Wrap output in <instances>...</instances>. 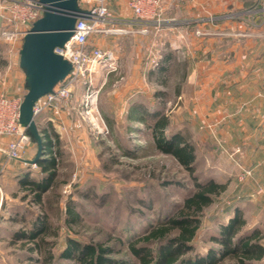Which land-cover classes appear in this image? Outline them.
<instances>
[{
	"label": "rangeland",
	"instance_id": "374dc122",
	"mask_svg": "<svg viewBox=\"0 0 264 264\" xmlns=\"http://www.w3.org/2000/svg\"><path fill=\"white\" fill-rule=\"evenodd\" d=\"M260 8L264 12V0H256L251 6L254 11L249 14L235 16L230 11L222 16L197 14L185 21L179 18L176 26L151 23L146 32H140L145 26L137 24L132 26L134 32L90 37L88 45L102 41L97 42L98 47L112 51L118 70L93 73L95 90L92 100L89 99L92 103L86 101L88 85L83 81L76 82L70 96L57 103L63 115L59 118L60 133L50 128L60 141L59 145L54 142L55 150L59 149L55 154L58 164L54 186L45 193L42 205H38L30 196L23 197L28 192L19 183L26 173L38 177V164L27 162L26 170L19 176H7V188L13 197L7 201L5 210L11 221L5 222L4 227L28 226L37 213L44 212L49 216L52 232L46 240L55 244L56 254L65 246L66 238L73 236L113 243L121 254L130 256L128 244L150 226L174 215L185 197L196 189V180L214 179L226 183L228 189L204 209L192 243L202 254L215 246L213 237L219 235L220 224L228 222L235 212V193L228 186V174L219 177L214 166L226 161L230 150L221 139L214 114L212 59L217 53L235 54L237 51L231 50L234 37L249 35L260 39L262 26L258 24L264 19L256 13ZM231 21L246 22L250 29L232 31ZM219 22L223 27L216 30L214 23ZM215 37L221 39L220 44ZM252 47L254 53L263 48L260 41ZM20 49L19 42L0 37V56L6 61L5 66L0 64V91L11 95H16L21 71ZM168 53L171 59L164 61ZM26 91L22 90L24 94ZM90 107L92 112H88ZM163 114L169 118L168 133L181 132L194 143L197 155L194 175L174 156L156 148L150 125ZM40 118L37 115L35 120L41 129L46 124L40 123ZM37 149L36 141L31 140L24 156L29 153L30 158L25 160L33 159ZM68 206L80 215L79 221L70 225L66 224ZM238 209L247 222L244 230L252 232L258 228L264 244V228L253 222L257 208L243 203ZM6 229L0 233V264H38L39 254L32 253L31 257L22 241L13 244ZM116 239H121V243ZM261 263L264 264V258ZM217 264L243 263L225 257Z\"/></svg>",
	"mask_w": 264,
	"mask_h": 264
},
{
	"label": "trees",
	"instance_id": "16d2710c",
	"mask_svg": "<svg viewBox=\"0 0 264 264\" xmlns=\"http://www.w3.org/2000/svg\"><path fill=\"white\" fill-rule=\"evenodd\" d=\"M170 59L171 54L168 53L164 61ZM0 64L6 65L1 56ZM168 125L169 118L165 114L158 115L156 121L150 125L156 148L174 156L194 175L197 156L194 143L181 132L168 133ZM39 130L43 140L42 157L37 161L40 166L39 175L35 178L26 173L19 183L28 192L23 195L24 198L30 196L32 202L42 205L45 193L54 186L57 176L58 163L55 154L59 149L55 150V144L59 145L60 141L57 134L48 127ZM195 185L196 189L185 197L174 215L150 226L143 235L128 244L130 256L127 253L121 254L113 243L83 240L73 236L66 238L65 246L56 254L53 249L55 244L46 240L52 232L49 216L44 212L37 213L28 226L23 224L17 228L11 241L13 244L22 241V246H27L31 257L32 253L39 254L36 259L38 264H217L225 257L236 258L243 264H262L263 235L258 228L252 232L244 230L247 222L238 208L228 222L220 224L219 235L213 237L215 246L209 247L204 254L195 250L192 242L201 226L202 213L214 202L215 196L227 189V184L209 179L204 182L196 180ZM66 214L67 225L80 219L79 213L72 206L67 207ZM115 241L121 243V239ZM64 259L70 262L59 261Z\"/></svg>",
	"mask_w": 264,
	"mask_h": 264
},
{
	"label": "crops",
	"instance_id": "0c3cea01",
	"mask_svg": "<svg viewBox=\"0 0 264 264\" xmlns=\"http://www.w3.org/2000/svg\"><path fill=\"white\" fill-rule=\"evenodd\" d=\"M255 1L164 0L163 15H169V18H165V22L176 26L179 24L177 22L179 18L185 21L187 17L197 14L215 13L222 16L228 11L235 16L242 13L249 14L254 11L251 6ZM109 6L114 12L126 17L133 15L124 3L110 1ZM256 13L258 16H264L261 8ZM248 18L245 17L247 21L250 20ZM258 25L262 26L261 36L257 35L260 39H254L249 35L242 38L234 37L235 44L232 43L231 50L237 52L229 55L217 53L212 59L214 61L212 81L214 114L220 127L221 139L226 148L230 150L229 158L214 166L218 168V171H215L219 177L228 174L230 178L228 186L235 193V197L233 195L235 209L243 203L246 207H256L258 214L253 222L260 223L264 228V19ZM222 27V22L214 23L216 30H221ZM229 27L237 32L250 29L246 22L239 21H231ZM214 40L221 43L220 38L215 37ZM258 41L261 42L263 48L260 53H254L252 46ZM97 42H94L95 46L99 45ZM242 45L244 47H241ZM246 46L249 49H245ZM18 66L21 71L18 72L19 81L15 94L24 95L22 90L26 89V76L19 64ZM62 115L59 109H50L40 115V123L46 124L43 127L49 129L52 127L59 134V118ZM8 140V137L0 136V233L7 228L3 224L11 218L5 215L7 201L13 197L7 188V176H19L23 169L26 170L27 162L24 159L30 158L28 153L26 158L10 159L5 152ZM248 169H251V175L245 176L244 180L241 179L243 171ZM16 178V180L19 179ZM18 219L20 220L21 217H16V220ZM16 229L7 228L6 234L12 236Z\"/></svg>",
	"mask_w": 264,
	"mask_h": 264
},
{
	"label": "built area",
	"instance_id": "2783aa9c",
	"mask_svg": "<svg viewBox=\"0 0 264 264\" xmlns=\"http://www.w3.org/2000/svg\"><path fill=\"white\" fill-rule=\"evenodd\" d=\"M110 1L126 4L132 11V17L114 12L109 6ZM163 1L78 0L80 7L86 11L85 16L77 17L71 38L63 47L55 49L71 62L72 69L52 92L41 96L35 102L34 116L50 109H58L57 103L70 96L72 87L78 81L88 85L86 101L92 100L95 90L92 83L93 73L104 70L107 73L116 72L118 64L112 51L88 45L90 37L131 30L134 32L135 28L132 26L137 24L145 26L139 30L140 32H146V26L151 23L161 26L165 23V18L162 17ZM44 11V5L39 0H0V37L8 42H19L22 46L24 35ZM23 97L24 95H11L0 91V136L9 138L5 152L10 159H23L31 142L27 127L20 122ZM88 112H92L91 107ZM32 165L36 166L37 163ZM251 173V169L243 171L241 179Z\"/></svg>",
	"mask_w": 264,
	"mask_h": 264
},
{
	"label": "water",
	"instance_id": "95a60500",
	"mask_svg": "<svg viewBox=\"0 0 264 264\" xmlns=\"http://www.w3.org/2000/svg\"><path fill=\"white\" fill-rule=\"evenodd\" d=\"M39 1L44 5V14L28 29L19 51V65L25 72L27 89L21 103L20 122L38 146L35 157L25 160L28 163H37L43 146L34 104L41 96L52 92L72 69L71 62L55 49L65 45L73 35L77 17L86 13L78 0Z\"/></svg>",
	"mask_w": 264,
	"mask_h": 264
}]
</instances>
